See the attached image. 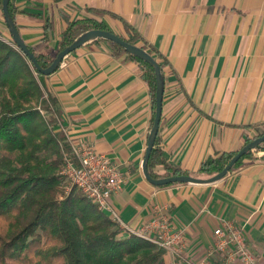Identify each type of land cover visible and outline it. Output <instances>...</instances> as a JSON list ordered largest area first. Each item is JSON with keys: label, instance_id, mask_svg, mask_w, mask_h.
Wrapping results in <instances>:
<instances>
[{"label": "crops", "instance_id": "obj_1", "mask_svg": "<svg viewBox=\"0 0 264 264\" xmlns=\"http://www.w3.org/2000/svg\"><path fill=\"white\" fill-rule=\"evenodd\" d=\"M11 1L17 31L35 53L54 50L67 23L90 18L126 37L123 20L166 60L157 136L170 165L195 173L208 156L237 152L264 130V0ZM0 38L13 45L1 8ZM44 85L68 143L89 146L117 166L121 183L110 205L127 228L122 232L132 234L158 213L183 230L181 253L164 252L160 264H221L213 230L222 222L242 228L264 263V151L212 184L155 187L141 169L151 99L136 62L108 41L89 42Z\"/></svg>", "mask_w": 264, "mask_h": 264}, {"label": "trees", "instance_id": "obj_2", "mask_svg": "<svg viewBox=\"0 0 264 264\" xmlns=\"http://www.w3.org/2000/svg\"><path fill=\"white\" fill-rule=\"evenodd\" d=\"M8 9L14 20L11 0ZM121 21L127 36H118L132 45L139 46V41L140 47L155 61L161 59L156 62L162 71L166 60L154 48H147L134 28ZM92 29L108 31L101 21L80 19L67 23L54 50L35 53L28 48L39 66L46 68L58 52ZM109 43L114 50L125 53L118 45ZM125 54L139 65L148 86L151 128L155 92L153 68ZM46 77L36 71L15 45L0 38V264H160L164 250L158 245L134 234L121 236L123 230L76 186L67 193L62 191L61 167L66 157L71 158V150L67 138L57 127L59 107L44 85ZM263 134L264 130L244 144ZM255 151H264V142L257 150L241 157L230 172ZM234 154L208 156L195 173H189L165 161L156 136L147 171L153 179L176 175L205 179L221 171ZM156 167H161L163 172H155ZM176 184L179 183L160 187Z\"/></svg>", "mask_w": 264, "mask_h": 264}, {"label": "built area", "instance_id": "obj_3", "mask_svg": "<svg viewBox=\"0 0 264 264\" xmlns=\"http://www.w3.org/2000/svg\"><path fill=\"white\" fill-rule=\"evenodd\" d=\"M70 145L71 158H65L61 171L71 183L79 188L99 211L106 213L122 230L127 229L120 222L118 215L111 208L110 198L115 194L121 183V175L117 166L104 154L95 152L86 145ZM132 234L149 240L164 252L180 254L183 245V230H174L168 219L158 213ZM213 252L222 256L221 264H264L250 252L242 228L231 222H222L213 230ZM185 264H210L207 260L193 262L186 260Z\"/></svg>", "mask_w": 264, "mask_h": 264}, {"label": "water", "instance_id": "obj_4", "mask_svg": "<svg viewBox=\"0 0 264 264\" xmlns=\"http://www.w3.org/2000/svg\"><path fill=\"white\" fill-rule=\"evenodd\" d=\"M1 3H2L1 10L3 14L4 23L6 25V28L9 32V36L13 44L31 62L33 67L36 69V71L43 76H49L52 73H54L66 56H68L70 53L74 52L75 50L81 48L83 45L89 43L90 41L97 39H102L118 45L124 50L125 53L135 56L136 58L148 63L153 68L154 77H155L154 117H153L152 126L147 136L144 158L141 163L143 176L147 180V182H149L151 185L155 187H160L172 183L212 184L218 182L230 172L233 165L241 157H243L249 151L257 150L259 148V145L264 142V134H263L261 136L254 138L248 143L244 144L237 152H235V154L231 157V159L228 161V163L223 167L221 171H219L218 173H216L215 175L209 178L201 179L189 175H176V176L153 179L148 174L147 162L151 150L153 148L155 138L158 133L161 111H162V97H163V88H164V78L162 71L159 65L157 64V62L153 59V57L146 50L142 49L140 46L129 44L126 41H124L122 38H120L118 35L110 31L92 29L80 34L66 48L58 52L48 67L41 68L37 63L35 56L33 55V53H31L28 46L23 42L17 31L13 18L9 13V9H8L9 0H2Z\"/></svg>", "mask_w": 264, "mask_h": 264}, {"label": "rangeland", "instance_id": "obj_5", "mask_svg": "<svg viewBox=\"0 0 264 264\" xmlns=\"http://www.w3.org/2000/svg\"><path fill=\"white\" fill-rule=\"evenodd\" d=\"M108 29V31H110V32H112V30H110L109 28H107ZM112 33H114V32H112ZM137 43H140L139 41L137 42ZM14 45V44H13ZM139 45V44H138ZM43 98L47 101V104L50 106V104H49V102H48V97H47V95L46 94H44L43 95ZM59 123H60V119L59 118H56V124H57V127L59 126ZM59 130H61V129H59ZM62 131V130H61ZM63 132V131H62ZM63 134H64V132H63ZM65 135V134H64ZM71 157V156H70ZM62 168V170H63V166L61 167ZM62 185H63V189H62V191L63 192H68V191H70V189L72 188V186H74L72 183H71V181L67 178V177H64L63 176V181H62ZM121 229V228H120ZM123 234H121V235H123V236H126L127 234H125L124 232H122Z\"/></svg>", "mask_w": 264, "mask_h": 264}]
</instances>
